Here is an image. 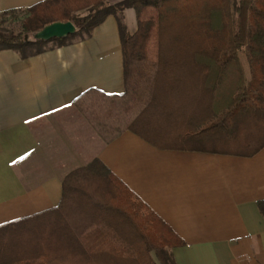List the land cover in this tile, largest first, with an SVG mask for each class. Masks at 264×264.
Instances as JSON below:
<instances>
[{
    "label": "trees",
    "instance_id": "obj_1",
    "mask_svg": "<svg viewBox=\"0 0 264 264\" xmlns=\"http://www.w3.org/2000/svg\"><path fill=\"white\" fill-rule=\"evenodd\" d=\"M128 9L137 13L134 33ZM16 13L0 16V51L23 58L84 40L115 17L126 91L112 104L124 128L184 149L241 157L264 149V0H44L26 9L19 32L3 28ZM55 22L77 31L33 40ZM131 198L101 161L91 162L65 178L59 206L28 219L32 227L11 229L24 220L1 230L0 264H155L153 254L176 264L183 242L142 203L128 206Z\"/></svg>",
    "mask_w": 264,
    "mask_h": 264
},
{
    "label": "crops",
    "instance_id": "obj_2",
    "mask_svg": "<svg viewBox=\"0 0 264 264\" xmlns=\"http://www.w3.org/2000/svg\"><path fill=\"white\" fill-rule=\"evenodd\" d=\"M42 1L0 0V16ZM125 21L134 33L135 9ZM125 91L114 16L29 58L0 51V236L58 207L65 178L99 160L183 242L176 264H264V149L241 157L149 141L115 123Z\"/></svg>",
    "mask_w": 264,
    "mask_h": 264
},
{
    "label": "water",
    "instance_id": "obj_3",
    "mask_svg": "<svg viewBox=\"0 0 264 264\" xmlns=\"http://www.w3.org/2000/svg\"><path fill=\"white\" fill-rule=\"evenodd\" d=\"M76 27L71 23L55 22L47 25L39 32L33 35L34 41H51L54 39H63L75 34Z\"/></svg>",
    "mask_w": 264,
    "mask_h": 264
},
{
    "label": "rangeland",
    "instance_id": "obj_4",
    "mask_svg": "<svg viewBox=\"0 0 264 264\" xmlns=\"http://www.w3.org/2000/svg\"><path fill=\"white\" fill-rule=\"evenodd\" d=\"M25 18V14L24 13H16V15L14 17H10L8 19L7 22H5L4 24H2V27L3 28H7L9 30H12V31H15V32H19L21 30V24L23 22ZM54 46V44H49V46ZM48 47V46H47ZM162 126H165V124ZM128 206H130L131 208H138V204L136 203V201L134 200H130L128 202ZM141 214H140V217L141 215H145L147 212H145L144 210H141ZM36 227V226H35ZM42 229H39V230H35L32 234H36V235H42V233L40 232ZM153 258H154V261H155V264H160L159 261L156 259L155 255L153 254Z\"/></svg>",
    "mask_w": 264,
    "mask_h": 264
}]
</instances>
